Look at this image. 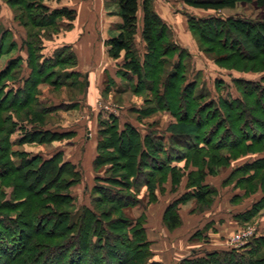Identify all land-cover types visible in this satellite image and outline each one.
<instances>
[{
    "label": "trees",
    "instance_id": "1",
    "mask_svg": "<svg viewBox=\"0 0 264 264\" xmlns=\"http://www.w3.org/2000/svg\"><path fill=\"white\" fill-rule=\"evenodd\" d=\"M7 1L16 9L23 11L21 15L15 14L14 19L19 21L26 30L23 43L27 48L29 66L36 68L38 71L40 70L38 74H43L42 70H44V66L61 67L62 70L76 66V55L68 46L60 47L51 56H43L40 53L43 37L50 38L51 35L57 33L61 28L68 29L71 27V21L75 18L74 9L66 6L50 7L41 0ZM240 1L242 0H185L192 7L205 10L212 9L214 11L235 8ZM23 2H25V5L21 6ZM256 2L259 5H264V0H256ZM116 3L118 5V14L122 21L117 26L118 33L108 39L106 43L107 53L113 59H118L124 53L122 63H120V67H118L116 72L117 76L128 78L127 80H130L132 83L131 87L137 92L144 89L151 90L155 87L154 84L157 85L161 80V88L155 90L158 96L156 97L154 110H167L173 117L178 118V122L183 125L180 129L170 130L168 133L141 135L139 129L133 124L129 122L119 124L117 117L113 116V114H109L107 119L100 120L99 134L101 137L98 140V155L95 161L100 164L112 161L113 157H104L103 154L105 150L109 151L110 147L114 151L117 147L122 152L129 150L131 156L128 157V160H124L121 162L122 164H119V168L126 169L125 172L119 175L114 173L106 179L114 189L111 190L110 188L96 185L93 190L104 193L113 202L115 196L118 198L121 196L123 197V201H125L122 204L131 207L134 204V202L130 201L132 199L130 197L131 194L128 195L116 187L131 189L132 187H139V184H142L154 196L153 201H156L158 193L162 194L160 188L165 187V184L169 183L172 190L176 191L179 189V187H175L181 182L182 174L180 170L184 169L178 162L182 160L187 161L186 166L190 165L188 167L187 181L182 189H179L180 193L165 206L161 216L163 224L169 230H172L178 227L181 222L178 212L180 204L187 202L191 198L202 202L206 196L215 194V187L206 183V175L214 173L213 165H225L240 154L250 153V156L255 155L234 168L233 172L241 175L239 180L256 179L258 178L259 171L264 170V133H258L256 136L255 134H250V132L247 134L243 126L240 125L238 127L236 125L238 123L236 120L241 113H243V120H246V126L248 125V118L253 119L250 107L244 104V94L249 92L262 93L264 92V86L254 84L251 80L236 78L234 79V84L237 91H242V97L219 95L218 98L214 99L208 96L206 101L196 104L195 101L207 96V92H203V88L201 87L202 90L197 92L198 95L197 93H193L197 87V79L191 80L189 77L186 78L183 73L184 71H182L183 57L189 55V52L186 48L181 47L175 42L170 26L156 13L153 0H116ZM139 8L142 12L140 37L145 43L146 48L142 58L139 56L135 45V35L138 28L137 11ZM186 16L189 29L195 38L197 34L200 35L198 27L208 25V28L213 31L216 45L220 44L219 46H223L225 49L231 48L234 52L238 51L243 57L256 55L264 50V28L260 27L259 20L232 16L222 17L219 15L195 17L186 14ZM229 25L231 26L229 27ZM31 26L45 29V32L41 35L40 32L31 30ZM200 29L203 30V28ZM15 47L16 43L12 38L11 31L9 29L3 30L0 33V55L11 51ZM64 52L68 53L69 56H66L67 54ZM170 53L174 54L171 59L168 57ZM67 57L69 60L74 61L69 63ZM15 59V62L19 65L21 58L17 55L14 58L7 59L4 66L0 69V109H3L5 106L7 110H15L28 107L31 102L39 104L43 101L41 99L35 100V95H33L40 79L34 80L33 70H31L30 74L27 73L25 77L3 80L7 79L6 77H8L10 72L9 68H12V62ZM167 66L169 70L164 69ZM148 68L152 74L151 84L145 78L146 74H148L146 71ZM63 71L62 73L51 74L52 77L56 75L57 78L51 79L50 83L55 86L67 85V83L71 85L73 82L67 81L72 77L78 79L77 85L81 86V92L83 93L85 90V78H82V73L75 70ZM160 73L163 75L162 78L158 77ZM131 78H134L135 81H132ZM221 83L219 80V84ZM10 98L12 100H9ZM52 107L47 105L36 112L49 113ZM237 107L240 110H236ZM233 108L237 111L234 114L235 120L231 112L234 110ZM140 110L145 114L153 112V110L146 108L144 110L141 108ZM27 111L28 113L32 112L31 109ZM226 111L230 115H226ZM228 118L230 121H228ZM4 120L6 121L7 118H4ZM35 120H39L38 115ZM10 123L12 126L8 124L6 128L10 134L15 131V128L20 131V134L13 138V140L9 136L7 139L5 138L2 143L6 142L7 145L10 143L20 144L25 141H32L35 138L43 141H47L46 139H64L72 135V132L52 131L44 126L35 127L33 126L34 123L30 124V128H27V124H24V127H21L20 124L16 127L17 124ZM174 124L172 123L171 127ZM188 126H195L199 129V133L195 134L197 136H193L188 132ZM234 128L238 132L234 131ZM106 133H108L109 138L113 139L116 137L119 140L117 147L108 145L110 139L105 138ZM258 145H260L259 151H257L258 153H254L258 149ZM4 151H6V148H1L0 145L1 173H4L9 165L1 162V153H4ZM162 153L163 156H159ZM20 154L23 155L21 159L22 166H27V168L33 166V171L35 172L45 167L54 169L53 165H55V176L52 177L51 181L52 183L59 182L61 184L60 190L63 189L61 191L63 194L61 195L67 199V201H63L64 206L72 207L73 202L71 200L73 197L68 194L67 190L72 185L80 182L82 177V173L77 169L76 164L66 160L62 150H57L48 157H41V154L28 156L27 152H21ZM99 179L101 180V178ZM99 179L97 180L99 181ZM258 182L261 187L262 185L264 187L263 174L260 179L258 178ZM259 183L255 182L257 185ZM113 195L115 196L113 197ZM238 195L237 193L235 196ZM263 201L264 196L254 201L244 211L237 213V220L242 222V220L256 217L264 209ZM139 202L138 200L136 201V203ZM63 203L59 202L60 205ZM58 207V205L57 208L53 207V205L46 206L47 212L42 213V217L48 218L55 213V215L61 217V220L59 219V222L57 221L56 223H60V227L57 229L51 228L52 232H38L34 233V235L42 234L45 237L51 238V236L63 235L65 237H74L76 234L79 238L78 233L80 232L81 234L82 232L83 234L81 240H75L69 246L70 250H74V254H61L62 247H58V249L57 247L54 248V245H51L52 255L59 258L58 264L64 258H68L66 264H83V259L86 255H89L86 254L87 250L90 251V255L87 256V264L95 263V261L97 263L98 258L94 256V253L101 247H106L105 253L106 251L107 253L111 251L110 255H113L112 253L116 254L115 250L119 251L116 254L118 258L117 264H163L152 259L151 241L147 237L144 226L146 220L145 214H141L136 218L127 215L124 216V219L117 218L118 221L124 223L123 228L126 235H123V239L125 238L123 242L128 243V246L124 247L125 249H121L115 242V240H120V238L117 235H112L107 228V223L95 216L96 212L94 208L84 206L78 220L71 223L69 221L71 210ZM105 212L102 210V213L108 215ZM4 219V216L1 214L0 223ZM9 222L19 225L18 219L9 220ZM6 227L9 231L4 230ZM4 228L3 230L0 229V251L3 255L5 254L10 257L3 258V255L0 256L3 258V261L0 258V264H5L6 261L4 259H11L17 251H20L19 249H22V242L20 241L23 239L22 235L24 233L20 231L19 227L11 230L8 224ZM14 230L16 233H14ZM4 233L9 237L13 235L14 238L11 240L10 238L6 239L7 237H5ZM49 233H54V235H50ZM110 239H114V242H111L109 246L107 243ZM116 255L113 256L115 257ZM32 260L28 263L35 264L37 262L33 261L31 263ZM177 264H264V233L253 234L247 242L238 247L209 250L202 254L195 253L185 256Z\"/></svg>",
    "mask_w": 264,
    "mask_h": 264
},
{
    "label": "rangeland",
    "instance_id": "2",
    "mask_svg": "<svg viewBox=\"0 0 264 264\" xmlns=\"http://www.w3.org/2000/svg\"><path fill=\"white\" fill-rule=\"evenodd\" d=\"M41 1L50 7H54V0ZM105 1H107L111 10H118L116 0ZM163 2L168 4L170 7L169 11L173 12V15L176 16L175 18L173 17V22L174 25H176L177 30H182L181 32H176L177 40L180 41L189 52V55L183 57L182 71H184L183 73L186 78L189 77L191 80L197 79V87L194 89L195 91L193 93L201 91V87L203 88V92H207V96L195 101L196 104L206 101L208 96L214 99L218 98L219 95L242 97V91H237L236 85L234 84V79L236 78L251 80L254 84L264 86V50L256 55L243 57L240 53H238V51L234 52L231 48L225 49L223 46H219L220 44L216 45L213 31L208 28V25L198 27L200 35L197 34V37L195 38L184 17V14H187L195 17L219 15L222 17L232 16L236 18H253L255 20H259L260 27L264 28V5L257 4L256 0H242L237 3L235 8L224 9L222 11H212L189 7L186 5L185 0H163ZM23 5H25V2H23L21 6ZM22 12V10L13 7L7 0H0V33L5 30L6 27L11 28V33L13 32L14 37L20 41L18 48L15 47L11 51L0 55V69L4 66L7 59L16 57L14 54L17 51L19 57L21 58L20 63L17 65L15 62L16 59L13 60L14 62H12V68H9L10 72L8 77L3 80L19 79L23 76L25 77L27 73L30 74L31 70H33L34 80L40 78L33 95H35V100L41 99L43 101L39 104L31 102L28 107L18 108L15 110H7L5 106L3 109H0V145L1 148H6V151L1 153V162L9 164L4 173L0 172V215L2 214L5 218L3 222L0 223V229L3 230L6 224H8L11 230L19 227L20 231L24 232L22 235L23 239L20 241L22 242V249H19L20 251H17L11 259H4V261H6L5 264H30L28 262H30L31 259H33L31 261L32 263L33 261H37L38 258L39 259L35 264H58L59 258L52 255L53 253H51L52 251L50 249L51 245H54V248L62 247L63 250L60 251L61 254L75 253L74 250H70L69 246L71 243H74L75 240H81L83 236L82 232L80 234L78 231L79 238L76 234L74 237H65L63 235L55 237L51 236V238L45 237L42 234L34 235V233L38 232H52L51 228L57 229L60 227V223H56L59 219L61 220V217L55 215V213L50 215L48 218L42 217V213L47 212L46 206L48 205H53V207L56 208L58 205V208H68L71 210L69 218L71 223L78 220L84 206L94 208V211L96 212L95 216L107 223V228L110 230L112 235H117L120 238V240H115V242L121 249H125V246H128V243L123 242L125 239H123V235H126L123 228L124 223L122 221H118L117 218L124 219V216L126 215L136 218L140 213H143V210H148L147 212L149 213L150 224L154 228L152 229L154 234L151 235L155 240V249L162 254H166L171 253L173 249L172 245L175 244L176 239L179 238V234H182L184 237L183 238L181 235L180 239L187 240V235L190 231H192L194 223L199 220L201 221V219L209 212V214H213L218 213L221 210H242V208L244 209L250 206L254 201L259 198L261 199L264 196V187L263 185L261 187L258 182V178L260 179L261 175H264V170L259 171L258 178H250V180L242 181L239 180L241 175L233 172L236 166L255 155L250 156V153L243 155L240 154L237 158L232 159L230 163H226L225 165H213L214 173L207 174L206 180L210 181V183L215 187V194L206 196L202 202H199L198 200H195V202L193 200H188L185 202V205H180L179 214L181 215V222L178 228H174V230H169L162 223L160 225L159 219L161 218L160 216L162 215V210L164 209L166 203L170 201L171 197L174 196L187 181L188 167L190 165L187 167V161L185 160L178 162L184 169L180 170V173L182 174V178H180L182 180L175 187H179V189L176 191L172 190L169 183L165 184V187L160 188L162 197H159V200L156 201H153L154 196L150 193L149 189L142 186V184H139V187H132L131 189L116 187L120 188L119 190H122L128 195L131 194L130 197L132 199L130 201L132 203L134 202L131 207H127L122 204L125 201H123V197L121 196L120 199L113 195V197L115 196V199L113 198V202L111 199H108V196L104 193L93 190L96 185L103 186L105 188L107 187L111 190L114 189V187L111 186L106 179L114 173L119 175L122 174V172H125L126 169L119 168V164H122L121 162L128 160V157L131 156V152L129 150L122 152L118 149L117 146L119 145V140L116 137L111 139L108 137V133H106L105 138L110 139V143L108 145H114L117 149L114 151L111 149L112 147H110V150H105L103 154L104 157H113V160L104 164H100L95 161L98 155L97 144L99 138L101 137L98 129V127L101 126L99 123L100 119H107L109 114H113V116L117 117L119 124L129 122L137 126L141 135L149 133L156 135L162 132L168 133L170 130L180 129L183 124H180L178 122V118L173 117V115H171L167 110H154V107L156 106V97L158 96V94L155 93V90L157 88H161V80L157 85L154 84L155 87L151 90L144 89L137 92L133 90L131 87L132 83H129V80L128 83L125 84H130V87L124 84L123 87L125 86V88H122L123 90L120 87L115 89L114 85L110 86L111 84L109 85L110 89L102 90L108 82L106 80L107 77L104 74L102 77L104 81H101L102 79H100V86L96 87L99 91V95H96L95 97H85V99L80 102L79 106H76L74 109H68L66 107V104L68 103H66L65 100L76 99L78 97L80 98L82 93L81 86L77 85L78 79L71 77V79L67 81L73 82L71 85L67 83V85L55 86L50 83V80L56 79L57 77L56 75H53L54 77H52L51 74L62 73L64 72L63 70L67 71L70 67L62 70L61 67L44 66V70H42L43 74H38L40 70L38 71L36 68L28 65L27 48L24 43L21 45V40L19 39V37L22 38L24 29H22L23 26L19 23V21L14 19L15 14L21 15ZM140 26L141 19L138 20V33L135 35V45L139 56L142 58L145 54L146 48L145 43L141 40L139 35ZM230 26L231 25H229V27ZM200 28H203V30ZM31 30H36L40 32L41 35L45 32V29H41L39 27H32ZM63 30H66V28H61L57 33ZM57 33L51 35L50 38L43 37V44L47 47L46 48L42 45L40 53H42L43 56H51L55 50L59 49L57 48L53 50V47H49V41ZM64 53L67 54L66 56H69L68 53ZM173 55V53H170L168 57L171 59ZM21 56H26V58L23 59ZM123 58L124 53H122L116 61L110 60L109 68H113V70L117 72ZM67 60H69V58ZM73 61L74 60H69V63ZM164 69L169 70V67L167 66ZM146 71L148 74H146L145 78L147 79V82L151 84V71L149 68L146 69ZM115 72V77H117V73ZM162 76L163 75L161 73L158 75L160 78H162ZM62 78H64V76H62ZM219 80L222 82L221 84H219ZM149 86L147 87L150 88ZM11 98L9 100H12ZM243 101L246 106L250 107L253 119L248 118L249 126H246V120H243V113H241L236 120L238 121L236 125H238V127L240 125L243 126L247 134L250 132V134H255L256 136L258 133H264V92L245 93ZM101 104L107 106V109H103ZM47 105L50 107L53 106L51 112H36ZM93 105H97L99 107L98 113H96V110H93ZM141 108L143 110L144 108L153 110V112L145 114L140 110ZM29 109H31L32 112L28 113L27 110ZM237 109L240 110L238 107L236 110ZM81 110L85 111L82 119L79 118ZM231 112L232 115L237 113L235 109ZM227 114L230 115V113L226 111V115ZM37 115L39 120H35ZM3 117L7 118V120L5 121ZM233 117L235 120V115ZM228 121H230L229 118ZM10 122L17 124L16 127L19 124L21 127H24L23 125L27 124V128H30V124L34 123L33 126L35 127L44 126L52 131H65L70 130L71 128L77 129L78 131L74 130V133L65 139H46L47 141H43L35 138L32 141H25L20 144L10 143L7 145L6 142L2 143L5 138L7 139L9 136L10 139L12 138L13 140V138L20 134V131H18L17 128H15V131L10 134V132L6 129L8 124L11 125ZM172 123H175L173 127H171ZM89 126L93 129L91 135L92 138L89 136L90 140H86V128ZM187 130L193 136H197L195 134L199 133V129L195 126H188ZM234 131L238 132L236 128H234ZM259 147L260 145L257 146L258 149H256V152L254 151V153H258L257 151H259ZM57 150H63L64 153L69 155L68 157L78 159L76 166L82 173L81 181L72 185L67 190L68 194L73 197L71 200V202H73L72 207L64 206L63 201L65 202L67 199L63 198L64 196L61 195L63 194L61 192L63 189L60 190L61 184L59 182L52 183L51 181L52 177L55 176V165H53L54 169L45 167L37 172L33 171V166L28 168L27 166H22L23 163L21 159L23 158V155L20 154L21 152H27L28 156L41 154V157H48ZM159 156H163V153ZM99 178H101V180ZM97 179H99V181ZM153 179H155V177H153ZM255 182L259 184L257 185ZM235 193H238L240 196H233ZM231 194L233 198H230ZM137 200L140 202L136 203ZM59 202L63 204L60 205ZM192 205L194 206V211H188ZM123 206L126 207L122 208ZM102 210L106 211L105 213L108 215L102 213ZM14 219H18L19 225L10 223L11 221L9 222V220ZM230 228H228L229 231H235L233 235L239 231L248 230L250 228H253V234H263L264 209H262L261 213L256 217L254 216L248 220H242V222L239 221L237 227L233 226L231 229ZM4 230H7V227L6 229L4 228ZM14 233H16L15 230ZM4 234L2 235L4 236ZM49 234L54 235V233ZM5 235V237H7L6 239L10 238L11 240L14 238L13 235H11V237L7 234ZM17 235L19 236L18 233ZM113 240L114 239H110L107 245L109 244L110 246L111 242H114ZM229 240L230 238L228 239V242ZM206 243L209 244L206 245V247L210 248L212 247L210 245L214 242L208 241ZM225 247L231 248L228 243ZM97 250L95 251L94 256H97L98 261L97 263L95 261V263L92 264L118 263L116 254L119 251L115 250L116 254L112 253L113 255H116L114 257L113 255H110L111 251H108V253L106 251L107 254L104 252L106 247H101ZM182 252H187L186 255L191 254L188 249L187 251L185 249ZM86 254L90 255V251L87 250ZM2 255L3 254L0 251V256ZM89 255H86L83 259V264L88 263L87 256ZM167 255H164L166 262L168 264H173L175 260H170ZM5 257L9 258L10 256L4 254L3 258ZM14 257L16 260H14ZM0 258L3 261V258ZM153 258L154 257H152V259ZM10 261L12 262L10 263ZM67 262L68 258H64L60 264H66Z\"/></svg>",
    "mask_w": 264,
    "mask_h": 264
},
{
    "label": "crops",
    "instance_id": "3",
    "mask_svg": "<svg viewBox=\"0 0 264 264\" xmlns=\"http://www.w3.org/2000/svg\"><path fill=\"white\" fill-rule=\"evenodd\" d=\"M53 5L54 7L66 6L71 9H74L75 18L71 21L70 28L57 33L49 41L50 42L49 47H53V50L63 47V46L70 47L71 50L76 55L77 64L75 67H71L67 70L68 71L69 70L79 71L83 75L82 78L83 77L85 78V90L83 91V93H81L80 98L78 97L76 99L65 100V102L68 103L66 104V107L68 109H71V108L74 109L76 106H79L80 102H82V100L85 99V97L86 98L91 97V96L95 97L96 95H99V91L96 87L100 86V83H99L100 79H102L101 81H104V79L102 78L104 74L106 75L107 77L106 80L108 82H107V85L104 84L105 86L102 90L110 89V86L112 85L115 86L114 87L115 89L119 87L121 89L122 88L124 89L125 86L123 87V85L125 83H128V80H127L128 78L127 79L125 77L120 78L118 76L115 77L116 76L114 74L115 71L113 70V68L112 69L109 68V61L110 60L116 61V59H113L112 57L108 55L107 43H106L108 39L112 38L118 33L117 26L122 21L121 17L118 14V10L117 11L111 10L109 5L107 4V1L105 0H54ZM153 5H154V9L156 13L162 18V20H164L170 26L173 32V37L175 39V42L181 47L185 48V46L182 45V43L178 41L176 38V34L178 33V31L181 32L182 30H177L176 25H174L173 20L176 16L173 15V12L169 11L170 7L168 6V4L163 2V0H153ZM186 5L189 7H192L188 5L187 3ZM207 10H212V9H207ZM141 17H142V12L139 8V10L137 11L138 20L141 19ZM184 17H185V21L187 22L186 14H184ZM6 29H9L10 31L12 30L11 28H7V27ZM22 29L24 28L22 27ZM23 33L24 34L22 38L19 37V39L21 40V45L25 38V29ZM139 35H140V31H139ZM12 38L16 43V47L18 48L20 41L14 37L13 32H12ZM43 46L46 47L45 44H43ZM15 55L16 56L19 55L17 51L15 52L14 56ZM22 58L24 59L26 58V56ZM131 80L135 81L134 78H131ZM129 83H131L130 80H129ZM125 85H128L130 87V84H125ZM102 107L103 109H106L104 108V105H102ZM92 108L94 111L96 110V113H98L99 107L97 105H93ZM80 112L81 113H80L79 118L82 119L83 113L85 111L81 110ZM100 120H103V118ZM135 127L138 128L137 126ZM99 128L100 127H98V129ZM74 130H77V129L71 128L70 130H65V132L74 133L73 132ZM86 131L87 133H86L85 139L90 140V138H92L91 135H92L93 129H91L89 126L86 128ZM62 152L66 160H69L75 164L77 163L78 159L68 157L69 155L64 153L63 150ZM206 183H209L211 186H213L208 180H206ZM179 193H180V190L174 196L171 197L170 201L173 200ZM236 194L237 193L233 194V196H235ZM159 197L161 198L162 195L158 193L157 200H159ZM230 198H233L232 194ZM190 200L191 201L193 200L195 202L196 199L191 198ZM167 204L168 202L166 203V205ZM180 205H185V203H182ZM180 205H179V209H180ZM193 205L189 208L188 211H194ZM248 207L244 209L242 208V210L236 209L235 211H232L231 209L230 211L221 210L218 213H213V214H209L210 213L209 212L208 214H206L204 218L201 219V221L196 220L197 222L194 223L192 231H190V233L187 235V240L180 239L182 234H179V238L176 239L175 244L172 245L173 249L171 253H166V254H162L159 251H157V249H155L156 248V245H154L155 240H154V237L151 235V234H154L152 231V229L154 228L150 224L151 222L149 219V213L147 212L148 210L147 211L143 210V213H145L146 215L144 226L146 228L147 237L152 243L151 249L153 251V257H154L153 260L159 261L163 264H168L164 256L168 254L167 257L170 260L174 259L176 261V262L174 261L173 264H177V262L181 258L185 256H190L191 254H195V253L202 254L205 251H209V250L225 249L228 239L235 232L233 230L229 231L228 228L230 227L232 228L233 226L237 227L239 221L236 218V214L244 211ZM143 213H140L138 216H140ZM208 215H211V216H208ZM180 218H181V215H180ZM161 219L162 218L159 219L160 225L161 223L163 224ZM208 241L214 242L212 245H210L212 246L210 248L206 247V245H209L208 243H206ZM182 249L183 250L186 249V251L187 249L188 251L190 250L191 254L186 255L187 252H182L183 251Z\"/></svg>",
    "mask_w": 264,
    "mask_h": 264
},
{
    "label": "built area",
    "instance_id": "4",
    "mask_svg": "<svg viewBox=\"0 0 264 264\" xmlns=\"http://www.w3.org/2000/svg\"><path fill=\"white\" fill-rule=\"evenodd\" d=\"M107 109V106H104ZM253 228L248 230H242L230 237L229 242H227L231 247H238L245 243L253 235Z\"/></svg>",
    "mask_w": 264,
    "mask_h": 264
}]
</instances>
